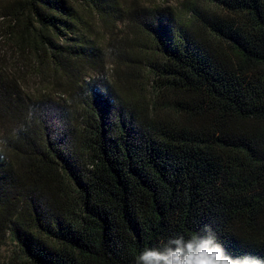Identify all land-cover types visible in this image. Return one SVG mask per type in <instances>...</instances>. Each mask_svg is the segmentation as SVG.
I'll return each mask as SVG.
<instances>
[{
    "label": "trees",
    "instance_id": "1",
    "mask_svg": "<svg viewBox=\"0 0 264 264\" xmlns=\"http://www.w3.org/2000/svg\"><path fill=\"white\" fill-rule=\"evenodd\" d=\"M201 1L26 0L13 14L0 246L12 236L22 264H135L204 225L233 255L264 254V0Z\"/></svg>",
    "mask_w": 264,
    "mask_h": 264
},
{
    "label": "clouds",
    "instance_id": "2",
    "mask_svg": "<svg viewBox=\"0 0 264 264\" xmlns=\"http://www.w3.org/2000/svg\"><path fill=\"white\" fill-rule=\"evenodd\" d=\"M135 264H264V254L233 255L211 225H204L191 234H176L144 248L135 257Z\"/></svg>",
    "mask_w": 264,
    "mask_h": 264
},
{
    "label": "rangeland",
    "instance_id": "3",
    "mask_svg": "<svg viewBox=\"0 0 264 264\" xmlns=\"http://www.w3.org/2000/svg\"><path fill=\"white\" fill-rule=\"evenodd\" d=\"M72 1V0H71ZM144 5L151 7H162L173 10L174 13L177 11L180 12L182 8L185 7L188 3H193L194 0H138ZM202 2L201 0H199ZM26 8V0H0V48L7 47L9 45L8 42V31L10 27L14 25L15 16L13 14H17ZM25 11V10H24ZM180 17V16H179ZM106 50L109 51L112 48L109 46H105ZM113 60L108 61L109 68L113 67ZM144 77L142 80V86L146 91L147 95L150 92V83L151 76L145 71L143 72ZM39 81L29 80L27 84L26 92L31 95L33 100L39 95L40 85H38ZM59 91L55 92L54 101L56 104L66 105L67 98L59 97ZM48 118L50 124H52L53 128L57 130L60 134H64L63 124L59 117V112L56 107H53L48 111ZM5 133V129L0 127V137ZM4 143H7L5 141ZM0 251V264H22V254L20 251L19 244L14 240L12 236H8L4 239L1 244Z\"/></svg>",
    "mask_w": 264,
    "mask_h": 264
}]
</instances>
